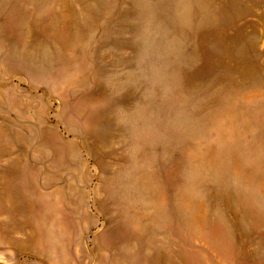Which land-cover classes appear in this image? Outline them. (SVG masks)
I'll use <instances>...</instances> for the list:
<instances>
[{"label":"rangeland","instance_id":"1","mask_svg":"<svg viewBox=\"0 0 264 264\" xmlns=\"http://www.w3.org/2000/svg\"><path fill=\"white\" fill-rule=\"evenodd\" d=\"M149 258L264 264V0H0V264Z\"/></svg>","mask_w":264,"mask_h":264},{"label":"bare ground","instance_id":"2","mask_svg":"<svg viewBox=\"0 0 264 264\" xmlns=\"http://www.w3.org/2000/svg\"><path fill=\"white\" fill-rule=\"evenodd\" d=\"M8 19H7V25H8V27H10V28H12L13 29V27H15V23H16V20H15V18L14 17H12V16H9L8 15V17H7ZM112 32V31H111ZM27 87V86H26ZM56 98V97H55ZM28 122V121H27ZM49 122V121H48ZM69 136V135H68ZM131 192V191H130ZM35 202V201H34ZM82 213V212H81ZM82 218V217H81ZM166 224V223H165ZM147 226V225H146ZM145 226V227H146ZM166 226H167V224H166ZM166 228V227H165ZM42 229V228H41ZM166 230V229H165ZM170 233V232H169ZM173 237V236H172ZM181 242V241H180ZM183 242V241H182ZM197 242V241H196ZM122 255L124 256V257H127V255H125V254H123L122 253ZM129 258V257H128ZM129 260H130V258H129ZM159 261H157L156 259H154V258H149V263L151 264H156V263H158Z\"/></svg>","mask_w":264,"mask_h":264}]
</instances>
